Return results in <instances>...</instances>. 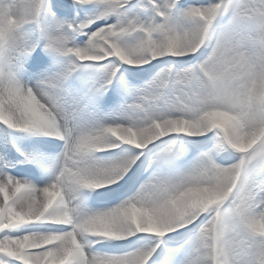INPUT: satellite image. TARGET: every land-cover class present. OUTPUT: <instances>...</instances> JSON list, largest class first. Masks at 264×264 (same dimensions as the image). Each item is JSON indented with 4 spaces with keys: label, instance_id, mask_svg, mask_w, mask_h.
I'll return each mask as SVG.
<instances>
[{
    "label": "snow or ice",
    "instance_id": "obj_1",
    "mask_svg": "<svg viewBox=\"0 0 264 264\" xmlns=\"http://www.w3.org/2000/svg\"><path fill=\"white\" fill-rule=\"evenodd\" d=\"M0 264H264V0H0Z\"/></svg>",
    "mask_w": 264,
    "mask_h": 264
},
{
    "label": "clouds",
    "instance_id": "obj_2",
    "mask_svg": "<svg viewBox=\"0 0 264 264\" xmlns=\"http://www.w3.org/2000/svg\"><path fill=\"white\" fill-rule=\"evenodd\" d=\"M12 2H13V0H4L5 4H9V3H12Z\"/></svg>",
    "mask_w": 264,
    "mask_h": 264
},
{
    "label": "rangeland",
    "instance_id": "obj_3",
    "mask_svg": "<svg viewBox=\"0 0 264 264\" xmlns=\"http://www.w3.org/2000/svg\"><path fill=\"white\" fill-rule=\"evenodd\" d=\"M0 127H3V125H0Z\"/></svg>",
    "mask_w": 264,
    "mask_h": 264
}]
</instances>
